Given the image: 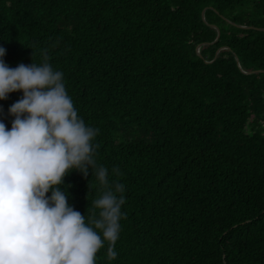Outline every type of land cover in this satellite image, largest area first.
I'll return each mask as SVG.
<instances>
[{
    "label": "trees",
    "instance_id": "16d2710c",
    "mask_svg": "<svg viewBox=\"0 0 264 264\" xmlns=\"http://www.w3.org/2000/svg\"><path fill=\"white\" fill-rule=\"evenodd\" d=\"M263 28L264 0H0L5 62L47 58L98 130L108 185L73 169L68 202L87 223L124 185L96 264H264Z\"/></svg>",
    "mask_w": 264,
    "mask_h": 264
},
{
    "label": "clouds",
    "instance_id": "9594fccd",
    "mask_svg": "<svg viewBox=\"0 0 264 264\" xmlns=\"http://www.w3.org/2000/svg\"><path fill=\"white\" fill-rule=\"evenodd\" d=\"M5 53L0 46V100L23 95L8 109L11 128L0 121V264H96L105 241L107 259H115L124 185L108 186L92 202L99 212L87 223L61 187L73 169L85 176L91 169L108 185V169L93 158L98 130L78 115L63 72L47 58L10 67Z\"/></svg>",
    "mask_w": 264,
    "mask_h": 264
},
{
    "label": "water",
    "instance_id": "95a60500",
    "mask_svg": "<svg viewBox=\"0 0 264 264\" xmlns=\"http://www.w3.org/2000/svg\"><path fill=\"white\" fill-rule=\"evenodd\" d=\"M240 26L243 27V28H247L248 27V26H245V25H240ZM199 48H200V45L198 46V51H199Z\"/></svg>",
    "mask_w": 264,
    "mask_h": 264
}]
</instances>
